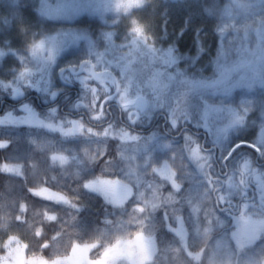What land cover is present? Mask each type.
Returning <instances> with one entry per match:
<instances>
[{
    "label": "rangeland",
    "instance_id": "rangeland-1",
    "mask_svg": "<svg viewBox=\"0 0 264 264\" xmlns=\"http://www.w3.org/2000/svg\"><path fill=\"white\" fill-rule=\"evenodd\" d=\"M47 2L67 11L49 17L42 0H0V173L18 161L33 165L55 157L61 170L54 173L68 177L79 160L61 156L95 162L113 140L119 157L108 159L115 167L104 170L105 184L110 189L114 180L118 191L122 185L132 197L116 219L117 229L113 220L107 224L101 249L76 242L57 264H91V258H102L103 264L145 258L153 264L160 253L178 264L177 250H159L152 224L157 220L169 224L176 239H188L190 232L200 242L215 239L212 264H239L241 256L242 264H264V137L257 140L264 128V0L225 4L221 46L207 66L199 65L197 55L179 53L168 30L146 35L136 32L140 26L130 19L120 26L121 15L136 7L118 10L127 0ZM16 25L19 36L10 33ZM66 33L87 39L57 47ZM225 68L226 85L200 86L218 80ZM196 92L194 110L188 104ZM54 96L57 102L50 100ZM210 106L222 112H210L205 120ZM155 116L164 117L161 131L150 126ZM221 128L227 131L218 136ZM249 133L255 143L242 140ZM241 143L253 146L257 156ZM113 173L117 178H109ZM87 175L88 170L79 176ZM66 185L60 181L57 187L63 192ZM157 212L163 214L158 219ZM111 232L126 239L121 255L130 261L117 258L123 244L115 248ZM70 240L58 241L52 253L68 250ZM4 246L0 264H48L42 256H28L15 240ZM195 259L201 264L203 254Z\"/></svg>",
    "mask_w": 264,
    "mask_h": 264
},
{
    "label": "trees",
    "instance_id": "trees-1",
    "mask_svg": "<svg viewBox=\"0 0 264 264\" xmlns=\"http://www.w3.org/2000/svg\"><path fill=\"white\" fill-rule=\"evenodd\" d=\"M228 1L152 0L146 5L136 6L128 13L125 12L124 15H121L119 25L126 26L129 19L132 22L136 20L146 35L152 34L151 31L155 34L162 30H168L179 53L197 55L199 65L207 66L213 62L221 46L223 34L219 29L223 22L224 6ZM10 33L19 36L20 27L16 25L10 30ZM212 82L214 81H206L209 84ZM198 96V92L194 93L188 104L194 110L199 107L197 103L195 104V98ZM56 98L57 96L52 99L50 97V100L57 102ZM185 120H189V118ZM164 122V117L155 116L150 126L161 131ZM199 131L203 132V129H199ZM251 134L253 135V133H249L242 140L255 143ZM110 143L105 155L95 162L84 160L79 156L77 158L75 155L61 156L65 161L79 160L77 172L72 173L75 169H71V176L68 177L54 173L61 170L54 164L58 161V158L55 157H51L47 161L41 158L36 160L33 165H29L28 160H25L24 167L18 161L9 171L0 173V255L7 250V246L3 247V245L9 243L10 240H15L16 245H23L28 256H42L48 264H57L59 259L67 257L72 244L76 242L97 244L101 249L100 244L106 242L102 236L109 234L106 230L107 224L113 220L114 223L111 224V227L113 231L117 229L116 219H119V214L125 211L129 200H132L126 187L122 188V185H119L118 191L114 180L113 183L108 184L110 189L105 184L104 177L108 175L104 174V170L115 167V162L119 157L116 153L117 142L111 140ZM241 149L248 150L254 157L257 156L255 149L250 145L241 144ZM3 154V150L0 149V158ZM111 158L115 162H109L108 159ZM106 159L107 162L104 164ZM83 165L85 166L82 167ZM118 169H120L119 166L115 170ZM87 170V177L79 176L82 173L85 174ZM53 174H60V176L52 177ZM109 178L115 179L117 176L113 173V176L109 175ZM60 181H66L68 183L66 186L70 188L63 192L59 191L57 186ZM3 187L5 189L2 191ZM50 191L53 195L50 194ZM107 204L111 205L112 210L108 208ZM52 206H56V209ZM8 208L15 209L16 212L4 214L3 209ZM162 215L161 212H157L155 217L158 219ZM152 224L155 227L154 236H156L159 250L164 251V248L168 247L177 250L178 256L175 259L178 264H199L196 262L195 256L202 254L201 264H212L210 257L213 255L215 239H205L200 242L203 239H194L195 234L191 232L188 239H176L168 228L169 224L160 220ZM136 230V227H132L129 232L134 236L137 234ZM112 233L111 236H113ZM215 234L216 232L212 233V236ZM118 238L117 236L112 237V240H115V244H117L115 248L123 244L117 250V258H127L130 261L129 257L121 255L122 251L126 249L124 247L126 239ZM65 239H71L67 245L68 250L52 253L58 241L64 244ZM185 247L189 248V252L185 253ZM210 251L212 252L210 253ZM97 252L100 250L94 251L95 257L98 256ZM163 256V253H160L153 264L172 263L166 262ZM242 259L244 260V257L241 256L240 263L238 259L239 264H242ZM90 260L91 264H103L102 258H91ZM145 260V258H141L139 263L134 259L130 263L141 264Z\"/></svg>",
    "mask_w": 264,
    "mask_h": 264
},
{
    "label": "snow or ice",
    "instance_id": "snow-or-ice-1",
    "mask_svg": "<svg viewBox=\"0 0 264 264\" xmlns=\"http://www.w3.org/2000/svg\"><path fill=\"white\" fill-rule=\"evenodd\" d=\"M42 2L44 4H46V5H48V7L46 8L45 11H46V14L49 17L59 16V15L64 14L67 11V9H64V8H61V7H58V6H52L51 4H48L47 0H42ZM133 6H139V0H127L126 3H119V4L116 5L118 10L120 8L128 9V8L133 7ZM135 31L136 32H141L142 29L137 27L135 29ZM109 37H110V34H109ZM52 39H53V41H57L58 38L57 37H52ZM81 39H87V37L83 36L82 34L66 33V34H64V39L63 40H59V42L57 44V47L62 45L65 40L70 41V42H77V41H80ZM37 47L38 48H42L43 47V42L38 44ZM170 51H173V54H174V50H170ZM164 67H167V65H165ZM221 71H222L223 74L220 76V78L218 80L212 82L211 85H200V86H202V87H217V88H219L222 85H226V82H227V79L229 78L230 72L226 68L225 69H221ZM224 91L226 93H228V92L231 91V89L225 86L224 87ZM210 112L215 113L217 115V114L222 112V109L210 106L209 110L204 113L205 120H207V116H208V114ZM245 120H246V118H245ZM243 122H244V120L236 121V123H243ZM226 131H227V129H223V128L217 129L218 136L220 134H223ZM261 137H264V128H259L258 129L257 140H260ZM196 155L198 156V153H196Z\"/></svg>",
    "mask_w": 264,
    "mask_h": 264
},
{
    "label": "water",
    "instance_id": "water-1",
    "mask_svg": "<svg viewBox=\"0 0 264 264\" xmlns=\"http://www.w3.org/2000/svg\"><path fill=\"white\" fill-rule=\"evenodd\" d=\"M241 144H245V145H248L247 143H241ZM251 146V145H250ZM251 147H253V146H251Z\"/></svg>",
    "mask_w": 264,
    "mask_h": 264
}]
</instances>
